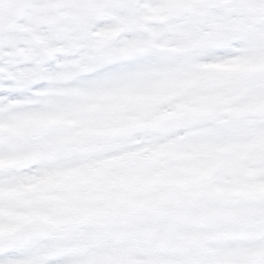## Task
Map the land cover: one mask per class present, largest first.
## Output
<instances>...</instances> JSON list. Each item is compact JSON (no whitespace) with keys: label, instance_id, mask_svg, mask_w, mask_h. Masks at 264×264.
Returning <instances> with one entry per match:
<instances>
[{"label":"snow or ice","instance_id":"6c2138e0","mask_svg":"<svg viewBox=\"0 0 264 264\" xmlns=\"http://www.w3.org/2000/svg\"><path fill=\"white\" fill-rule=\"evenodd\" d=\"M0 264H264V0H0Z\"/></svg>","mask_w":264,"mask_h":264}]
</instances>
